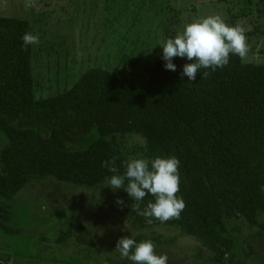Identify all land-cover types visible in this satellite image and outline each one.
Here are the masks:
<instances>
[{
  "label": "trees",
  "instance_id": "1",
  "mask_svg": "<svg viewBox=\"0 0 264 264\" xmlns=\"http://www.w3.org/2000/svg\"><path fill=\"white\" fill-rule=\"evenodd\" d=\"M26 32L32 33L28 21L0 17V134L6 139L0 149L2 231L9 230L8 204L29 183L51 177L94 188L123 175L130 158L175 156L180 161L176 195L186 203L180 218L161 223L152 217L148 223L131 205L139 203L142 211L155 198L147 194L138 202L121 188L127 214L141 228L173 227L197 238L212 252L214 264H237L230 223L241 221L257 229L252 237L264 236V63H242L232 55L223 69H201L189 81L181 73L194 61L174 58L173 72L166 70L161 53L140 82L94 67L68 89L37 98L33 45L22 47ZM204 71L210 75L201 79ZM113 158L117 173L102 166ZM75 230L90 233L82 225ZM135 240L164 245L157 238Z\"/></svg>",
  "mask_w": 264,
  "mask_h": 264
},
{
  "label": "rangeland",
  "instance_id": "2",
  "mask_svg": "<svg viewBox=\"0 0 264 264\" xmlns=\"http://www.w3.org/2000/svg\"><path fill=\"white\" fill-rule=\"evenodd\" d=\"M210 15L242 25L250 63H264V0H34L27 9L25 0H0V17L28 21L39 37L32 60L37 98L68 89L94 67L140 82L163 53L161 41ZM5 144L0 134V149ZM118 198L122 189L108 183L87 188L51 177L29 183L7 203L9 230L0 228V264H131L115 251L123 236L157 238L164 245L155 246L156 252L166 253L168 264H214L197 238L173 227L141 228ZM79 225L90 233L77 232ZM69 229L74 231L60 244ZM228 231L237 264H264V236L252 237L257 229L234 220Z\"/></svg>",
  "mask_w": 264,
  "mask_h": 264
},
{
  "label": "clouds",
  "instance_id": "3",
  "mask_svg": "<svg viewBox=\"0 0 264 264\" xmlns=\"http://www.w3.org/2000/svg\"><path fill=\"white\" fill-rule=\"evenodd\" d=\"M34 6V0H25V8ZM246 29L242 25H228L219 15H210L195 20L184 26L182 32L174 38L161 41L163 49L162 59L166 62V70H177L173 59L186 58L193 63L183 66L181 77H188L189 81L197 79V73L201 69H223L229 64L230 56H238L242 63H250V47L247 42ZM22 47L27 50L29 45L40 43L38 35L26 32L21 37ZM259 60V56L255 57ZM209 71L202 72V78L206 79ZM180 161L177 157H156L152 160L143 158H130L124 162L123 175H112L106 178V182L113 190L124 188L129 197L135 201H143L147 194L155 198V202H149L142 211L140 204L131 205L138 215L148 219L154 217L161 223L171 219H179L186 203L182 197L176 194L180 190ZM103 167L112 173H117L115 158L104 161ZM127 181V183H125ZM116 203L123 206L125 202L117 199ZM134 249V251H133ZM115 251L122 258H126L131 264H168L166 253H157L154 243L145 240L137 243L131 236L120 237L116 243Z\"/></svg>",
  "mask_w": 264,
  "mask_h": 264
}]
</instances>
